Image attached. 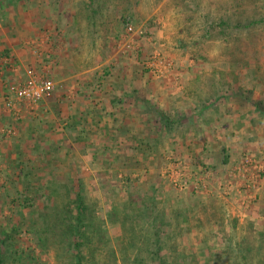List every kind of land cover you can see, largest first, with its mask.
Masks as SVG:
<instances>
[{"label":"rangeland","instance_id":"rangeland-1","mask_svg":"<svg viewBox=\"0 0 264 264\" xmlns=\"http://www.w3.org/2000/svg\"><path fill=\"white\" fill-rule=\"evenodd\" d=\"M178 1L100 0L94 8L99 12L95 24L102 15L104 27L77 24L81 37L69 49L78 58L79 72L95 69L90 76L93 82L87 86L80 80L83 85L79 89L57 86L53 95H79L87 101L100 94V86L108 81L116 86L133 82L136 88L146 87L150 92L146 98L158 107L186 114L188 119L183 123L189 128L182 138H170L168 144L175 142V152L164 148L161 163L148 161L142 169L125 171V176L131 174L130 183L137 178L140 183L144 180L141 195L152 190L157 195L155 211L163 226L160 246L147 229L149 219L135 223L123 216L122 205L127 199L124 177L109 165H117L118 160L106 154L104 163H91L93 153L104 143L100 138L94 136L96 146L90 150L78 147L75 151V146L55 152L62 169L53 177H48L51 168L47 170V164L38 167H45L39 177L44 182L47 177L59 182L66 164L73 163L87 185L106 236L102 233L84 247V264H173L179 255L177 264H264V122L257 119L251 102L241 104L231 96L240 89L251 92L253 101L264 99V0H198L194 5L188 3L189 7ZM85 3L72 0V6H78L77 13ZM238 16L243 23L237 26ZM127 18L131 32L126 30ZM104 41L107 56L102 59ZM61 45L64 52V42ZM154 52L172 64L168 77L158 78L150 72L147 64ZM105 68H109L110 80L104 83L100 76ZM124 85L129 92L127 83ZM214 89L224 97L220 104L210 105ZM122 90L115 88L110 94H121ZM201 106L209 109L206 116L211 118L217 107L212 122L204 124L195 115ZM119 142L126 154H132L130 142L124 137ZM4 161L0 154V231L16 242V257L11 261L20 256L23 264H75L76 252L61 245L58 236L46 234L41 243L36 241L39 224L33 220H39L40 214H51L50 209L42 210L41 203L37 206L34 202L26 214H20L5 204ZM11 193L14 195L13 189ZM25 196L28 193L20 190L18 205H23ZM180 199L186 202L182 212L186 223L164 208ZM113 208H117V221L109 218ZM177 222L181 229H177ZM9 224L17 228L16 233L9 232Z\"/></svg>","mask_w":264,"mask_h":264},{"label":"crops","instance_id":"crops-1","mask_svg":"<svg viewBox=\"0 0 264 264\" xmlns=\"http://www.w3.org/2000/svg\"><path fill=\"white\" fill-rule=\"evenodd\" d=\"M85 2L81 12L77 13L78 6H72V0H0V154L6 162L2 180L6 196L3 194V198L5 204L14 206L20 214H26L28 208L21 207L16 200L20 190L26 195L18 179L19 172L15 171L18 156L22 158L18 166L25 174L32 173L38 179L42 175L40 171L45 173V167L43 170L38 167L47 164L48 170L51 164L57 165L55 158L50 161L57 151L71 150L75 146V151L78 147L90 150L96 146L94 136L100 138V142L104 141L101 148L107 147L109 143L103 135L112 127L114 118L118 126L134 125L136 119L138 122L145 120L134 100L123 95V91L121 94L114 91L111 96L110 91L118 87L110 81L100 86V94L87 101L79 95L70 97L55 93L41 102L36 114L24 115L18 121L5 111L3 102L9 85L20 83L28 70L53 79L56 87L66 85L79 89L83 85L80 80L87 86L93 82L90 76L95 69L89 67L79 72L76 69L78 58L69 49L77 45L81 37L77 24L92 26L88 8L91 0ZM63 42L64 52L60 48ZM84 102L87 103L85 107L82 106ZM9 129L11 135L6 133Z\"/></svg>","mask_w":264,"mask_h":264},{"label":"trees","instance_id":"trees-1","mask_svg":"<svg viewBox=\"0 0 264 264\" xmlns=\"http://www.w3.org/2000/svg\"><path fill=\"white\" fill-rule=\"evenodd\" d=\"M99 1L100 0H91L89 3V14H92L93 16H91L92 26L96 21L95 16H98L99 14V12L94 10L96 3H99ZM232 1L239 2L243 0ZM178 2L182 4L187 3L185 6L189 7L188 3L191 2L194 5L196 2L198 3V0H179ZM100 18L102 19L98 22L99 24L96 23L94 26L99 25L101 28L104 27V21L102 15H100ZM225 18H227L226 20L230 22V18L226 16ZM236 19L237 20L235 21L237 26L243 23L241 17L238 16ZM101 47L103 52L101 51L100 54L103 56L102 59H104V57L107 56V44L105 41L102 43ZM108 71L109 68H105L101 74V82L105 83L106 80H110L108 79L110 76ZM125 83L129 86V92L124 90ZM117 87L121 90L123 89V95L131 97L130 99L134 100V105L141 110L145 120L134 125L118 126L117 119L114 118L112 127L108 128L106 133L103 135L107 138L109 144H107V147H103L99 151L93 153L91 163H104L103 157L106 154H108L111 158L113 157L118 160L117 165L113 166L112 162H110L109 165H111V168H115V170H117L118 175L120 174L124 177L123 180L127 191V199L122 205V209L125 212L123 216L126 214V218L130 221H135V223L136 221H141L140 223H142L145 219H149L147 229L152 234L153 240L157 246H160L163 226L160 217L155 211L158 205V200L156 198L157 195L154 193V190H152V193H148L146 191L143 195H141V191H143L142 188L145 186L144 180H141L140 183V180H138L139 178H137L130 183L131 174L125 176V171L142 169L148 161L149 163H153L154 161L161 163L164 148H167V146L173 151L170 152L174 153L175 142L170 144H168V142L170 138L174 137V135L178 138H182L185 131L189 130V128L187 129L188 126L183 123L188 119V116H186V114L179 113L176 108H172L167 112L161 107H158L157 104L146 98L148 93H150L146 87L136 88L133 82H121ZM251 94V92L240 91V89H238L237 92H231V96L236 98L239 103L244 104L251 102L254 106L257 119L264 122V99L253 101L251 99ZM211 95L212 101L210 105L220 104L224 97L219 94V90L216 91L215 89ZM207 111H209L207 107L201 106L197 111V114H195L202 119L204 124H208L213 121L214 117L217 115V107H214L215 114L213 118L206 116V113H208ZM209 115L213 114L209 113ZM138 124L141 125V128H137ZM143 127L145 129H143ZM156 127L157 130L155 129ZM123 137L125 140L130 142L129 149L132 151V154L130 155L126 154L123 148H118V144L120 143L119 141ZM138 156L141 157L143 161L137 159ZM54 158L55 156H52L50 161L52 162V159ZM21 161V156H18L15 162L18 167H16L18 169L17 171H19V177H17L19 181L22 182V185L25 184L24 189L29 195L28 198H25L21 207H27L29 209L35 202V205L37 206L41 203L39 208L42 210L50 209L52 212L49 215L40 214L39 220H33L34 224H39L36 241L39 242L44 240L42 235L44 236L46 234H51L55 237L58 236V240L61 245L64 244L69 247L70 250L74 249L76 252L77 261L75 264H84V247L88 246V244H92V239L99 237L100 234L103 233L106 236V232L102 230L103 221L99 219L95 213L96 204L89 199L87 185L84 179L78 176L76 166H74L73 163H70L69 166L66 164L67 168L63 171L65 175L62 180L54 182L52 178L48 177H53L55 172L62 169V166H60V164H51V171L48 173V177L44 182V179H37L32 173L25 174L24 170L18 166ZM99 173V175L102 176V173ZM138 175V177L142 176V174ZM22 178L24 181L21 180ZM167 207L170 209L171 215L174 216V218H179L180 220L183 218L185 223L188 222L186 216L182 215L184 210L183 208L186 207L184 199L178 200L173 205L168 206V204H166L164 206L165 209ZM112 210L113 211L110 210L109 212V218L112 220L114 219L113 221H117V208H113ZM41 218L44 221H42ZM23 222L25 223V220ZM176 226L177 229H181L178 222ZM185 227L187 226L182 228ZM9 232L16 233L17 228L10 227ZM98 239L100 242L103 240H100V238ZM132 239L134 241L135 238L132 237ZM13 241L14 239L11 238L6 231H0V264H10L11 262L23 264V259L20 256L18 260L14 259L11 261L12 258L16 257V252L13 251L16 246V242ZM180 258V255L175 257L176 260ZM159 259L161 258H158V260ZM176 260H174L173 264H177ZM160 264H165V262L161 261Z\"/></svg>","mask_w":264,"mask_h":264},{"label":"built area","instance_id":"built-area-1","mask_svg":"<svg viewBox=\"0 0 264 264\" xmlns=\"http://www.w3.org/2000/svg\"><path fill=\"white\" fill-rule=\"evenodd\" d=\"M125 23L127 32H131L130 19L127 18ZM150 61L147 66L158 78H166L172 71V64L158 52H154ZM55 88L56 85L50 78L28 70L20 83L9 85L3 102L4 109L18 121L24 115L28 116L36 112L41 102L53 96ZM6 133L11 135L12 130L9 129Z\"/></svg>","mask_w":264,"mask_h":264}]
</instances>
